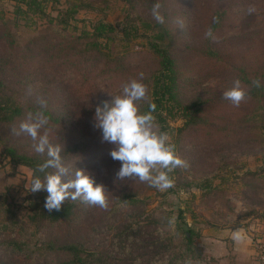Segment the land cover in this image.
Instances as JSON below:
<instances>
[{
    "label": "rangeland",
    "instance_id": "374dc122",
    "mask_svg": "<svg viewBox=\"0 0 264 264\" xmlns=\"http://www.w3.org/2000/svg\"><path fill=\"white\" fill-rule=\"evenodd\" d=\"M14 2L0 0L2 87L16 102L29 109L34 106L39 108L40 101L44 100L53 113L70 115L62 120L61 128L50 132L51 142L68 139L77 133L80 139H87L85 144L92 143L94 135L88 132L89 117L85 116L89 115V105L99 99L110 103V94H119L122 84L138 79L141 72L144 74L142 82L146 86L151 82L157 57L147 49L151 32L143 29L139 17L156 22L151 8L157 0H42L45 12L50 15L70 6L75 9L76 19L68 18L70 26L65 30L60 25L53 27L40 19L36 20L34 28L22 24L14 26L11 20ZM159 2L164 21L172 29L171 54L177 58L178 68L183 72L177 84L178 99L185 102L201 96L209 100L194 112L196 123L189 124L176 142L168 133L187 167L170 173L173 187L165 191L139 180L122 181L115 177L107 187V199L115 191L126 187L137 192L140 197L137 203L130 200L129 204L113 210L110 216L104 215V212L89 214L75 223L46 226L40 237L56 242L58 239L68 241L79 238L87 231L89 238L94 234L90 227H99L98 236L102 240L103 252H108L105 253L107 260L127 259L124 264H206L204 256L203 260H199L195 247H186L183 230L177 227V221L189 223L190 241L195 243L191 244L198 248L203 231L213 226H247L250 240L257 235L264 240V153L261 149V142L264 143V95L258 94L256 98L247 95L239 107L222 99V92L231 86L234 79H240L235 72L232 73L235 69L231 65L244 64L252 73L264 70V0ZM249 5L256 8L251 15L247 12ZM209 10L214 13L218 10V14L225 11L220 14V26L213 32L215 42L205 38ZM99 19L117 28L106 50L112 61L108 56L110 61L105 64L107 56L96 54L88 60L84 59L78 70L66 71L71 70L73 64L67 62L61 53L72 45L85 49L91 41L85 37L81 40L70 37L76 31L73 24L79 28L85 23L87 27ZM180 22L183 23L182 28ZM134 26H137L136 29H133ZM154 31L163 32L164 28L154 26ZM207 47L222 50L224 62L217 63L215 58L207 55ZM58 50H62L59 56L48 57L47 54L57 53ZM116 63L118 66L112 74ZM242 86L247 91L243 82ZM28 112L25 108L24 113ZM25 117L1 123L0 136L7 140L6 143L32 153L31 138L15 136L11 132ZM184 119L181 116L174 120L168 118V123L174 127L173 132L183 125ZM113 148V144L104 145V154L102 149L96 150L89 163L81 157L72 164H65L73 170L95 165L96 174L102 172L105 184V179L111 176V172L106 174L107 166L116 168L117 172L121 167V162L114 161L110 155ZM30 179V168L22 164L14 165L0 154V191L8 190L10 210L19 225L26 222L28 231L33 228L27 221L25 200V189L29 187ZM140 207L145 209L139 216L140 225L144 227L136 223L127 230L123 240H119L113 225L105 230L102 228L108 221L106 217L113 221H126L125 215L131 210H141ZM177 215H181L179 220ZM139 235L145 240L140 243L131 240ZM30 236L34 238V235ZM152 242L157 245L154 249L150 247ZM140 245L147 246L148 251L137 249ZM50 258L57 259L54 255L45 257L47 261ZM0 260L26 262L28 257L22 252L0 249Z\"/></svg>",
    "mask_w": 264,
    "mask_h": 264
},
{
    "label": "trees",
    "instance_id": "16d2710c",
    "mask_svg": "<svg viewBox=\"0 0 264 264\" xmlns=\"http://www.w3.org/2000/svg\"><path fill=\"white\" fill-rule=\"evenodd\" d=\"M125 2H128V0H125ZM13 7L14 9L12 11L13 15L11 20L14 26L22 24L23 26L34 28L37 26L36 20L40 19L43 22H48L50 26L53 27L55 25H60L65 30L70 24L68 18L76 19L74 15L75 9H71V6L67 9H58L55 15L46 13L44 5L42 4V0H15ZM217 11H215V13L210 12V10L208 11L210 16L207 29L212 28L213 32L220 26V14L225 12L219 11L218 14ZM214 17L218 18L217 23L213 22ZM0 19L2 20V17H0ZM139 19L143 29L151 32L148 40L149 47L147 49H149L150 54L156 55L157 57V67L152 72L151 82L147 86L148 100L138 102L139 109L142 113L148 112L149 102L155 104V111L152 114L155 117V122L158 125L159 130L169 133L172 137V140L176 142V140L181 136L180 133L186 129L189 124L192 125L196 123V119H194V112L201 104L206 103L208 99L201 96L194 97L190 99V101L185 102L178 99L177 84L179 85V80L183 72L178 68L177 58L171 54L170 36L172 35V29L165 21L161 24L158 22L151 23L140 17ZM21 21H23V23H20ZM158 25L164 28L163 32L154 31V26ZM73 26H75L73 29L76 31L70 37H74L76 40L89 38L91 41H89L88 47L85 49H78L77 46L72 45L61 53L62 57L67 58V62L71 61L73 64V68L71 70L65 69L66 71L71 72L72 70H78L84 59L88 60L90 57L96 54L107 56V59L104 61L105 64H108L110 59L112 61L109 51L106 50H108L107 47H109L108 42L114 39V36L117 32L115 25L99 19L93 21L90 25H87V27L85 26V23L79 28L76 24H73ZM136 27L134 26L133 29H136ZM125 30L124 32H126ZM207 48V55L215 58L217 63H219V61L222 63L224 62L221 57L223 53L222 50H219L215 47V49L211 47ZM61 51L62 50H58L57 53L50 52L47 55L49 58L59 56ZM117 66L118 63L112 67V74L116 71L115 69ZM231 66L235 69V71L232 73L235 72L237 76H240V81L247 86V95L254 98H256L258 94L264 95V70L252 73L247 70L248 67L244 64ZM257 79L260 81V87H255L253 85V81ZM97 106L102 107L103 101L100 99L93 101L88 107L90 109V112L88 113L89 115H85L86 117H89L87 121L88 132H92L94 135V141L92 143L85 144L87 139H80L77 133L73 134V136L68 139L52 142L54 144H59L62 149H64L61 152V155L65 163L72 164L74 161H77V159H81V157H85L84 161L89 163L91 158L96 155V150L102 149L103 153L104 145L110 144L107 142H101V131L93 127V117ZM24 107V104L18 101L16 102L5 91L0 81V124H6L26 116L24 113L25 108L28 111L35 112L39 110L41 106H39V108H36L35 106L30 107V109ZM44 113L49 118V124L47 127L50 129V132L61 128L60 126H62V120H64V118L70 117V115L67 116V114H64L65 112H57V114H55L49 107L44 109ZM76 116L79 115L76 114ZM177 116H181L185 119L183 125L181 127H176V132H173L174 127L168 123V118L169 120H174ZM6 141V139L0 136V154H3L4 157H7V159H9V161L14 165L22 164L30 168L32 179L37 165L43 163L46 159V156L37 154L35 151L31 153L18 149L11 143H6ZM174 141L172 143H174ZM261 149L264 153V143L262 142ZM94 168L95 165H90L83 167V170H85L97 184H102L105 187L107 193V187L112 182H114L117 169L107 166L106 174L111 172V176L108 180L105 179L104 184L102 182V172L101 174H96ZM48 171H51V169ZM35 174L41 176V178L44 175L43 173L39 172H35ZM31 179L29 187L25 189V200L28 212L27 221L33 226L30 231L27 230L29 226L25 221L21 225L17 223L14 213H12L10 210V204L7 201L9 198L8 190L5 189L4 191H0V249L12 253L22 252L28 257L26 262L0 260V264H124L123 262H127V259L121 261V258L116 260H107L108 257L105 253L108 252L105 250V253L103 252L102 240L98 236V230L100 229L99 227H90L94 234L89 238L87 237V231H85L79 236V238L68 241L58 238V242L49 238L42 239L40 234L43 228L46 226H61L69 222L75 223V221H77L83 215H94L96 213L104 212V215L110 216L113 210L119 209L122 206L129 204L130 200L137 203L140 200V197L137 195L136 191L127 189L126 187L120 188L108 197V206L106 209L85 204L80 200H67L59 211L52 210L49 212L44 208L45 200L48 195L47 191L42 190L32 193L30 191ZM140 208L141 210L139 211L131 210L128 214H126V221H113V219L106 217L108 221L104 223L102 228L105 230L113 225L115 234L121 237H118L119 240H123V238L127 235V230L132 229L136 223L139 226L144 227V225H140L142 223H140L141 221L139 216H141L145 209H143V207ZM148 216L150 217V215ZM180 216L181 215H177L178 220ZM152 218L153 217H150V219ZM177 222L179 223V225L177 224V227L183 230V237L187 243L186 247H195L197 255H199V260H203L200 248L191 244L193 241H190L191 229L188 227L189 223L184 220ZM30 235H34V238H31ZM131 240L133 242L140 243L145 239L142 238V235H139ZM155 246H157L155 242L150 243V247L153 249ZM136 248L142 252L148 251L147 246L144 245H140ZM52 255H54L57 259L50 258L49 261L45 259L46 256Z\"/></svg>",
    "mask_w": 264,
    "mask_h": 264
},
{
    "label": "clouds",
    "instance_id": "9594fccd",
    "mask_svg": "<svg viewBox=\"0 0 264 264\" xmlns=\"http://www.w3.org/2000/svg\"><path fill=\"white\" fill-rule=\"evenodd\" d=\"M161 9L162 4L157 0L153 3L151 14L156 22L162 24L164 16ZM247 12L249 15L255 13V6L249 5ZM213 22L217 23L218 18L214 17ZM180 27H183L182 22ZM205 38L216 41L212 28L207 29ZM143 77L141 72L138 79L133 78L123 83L119 94H110V103L105 101L102 107L97 106L93 127L101 131V142L114 145L110 155L113 160L121 162L116 173L117 179L139 180L150 187L165 191L173 187L170 173L177 168H186L187 162L177 154L169 134L159 130L152 114L155 104L149 102V111H140L138 102L148 100V89L142 82ZM253 85L260 87V81L254 80ZM246 96L247 91L238 78L222 92V99L237 107ZM40 106L39 110L28 112L18 128L11 129L15 136L30 137L34 151L46 156L44 162L37 165L35 170L44 175L41 178L34 172L30 191H47L44 208L49 212L59 211L67 200H80L85 204L106 209L108 200L105 187L97 184L85 170H73L65 164L61 155L64 149L50 140V129L47 127L49 118L44 113L47 102L41 100Z\"/></svg>",
    "mask_w": 264,
    "mask_h": 264
},
{
    "label": "crops",
    "instance_id": "0c3cea01",
    "mask_svg": "<svg viewBox=\"0 0 264 264\" xmlns=\"http://www.w3.org/2000/svg\"><path fill=\"white\" fill-rule=\"evenodd\" d=\"M246 227L205 229L198 242L206 264H264L252 256L250 232Z\"/></svg>",
    "mask_w": 264,
    "mask_h": 264
},
{
    "label": "built area",
    "instance_id": "2783aa9c",
    "mask_svg": "<svg viewBox=\"0 0 264 264\" xmlns=\"http://www.w3.org/2000/svg\"><path fill=\"white\" fill-rule=\"evenodd\" d=\"M253 237V240H251V248H252V256L257 261L264 263V240H261V238Z\"/></svg>",
    "mask_w": 264,
    "mask_h": 264
}]
</instances>
